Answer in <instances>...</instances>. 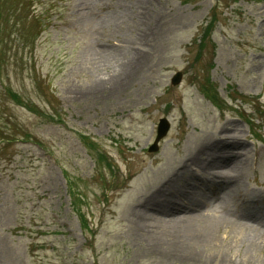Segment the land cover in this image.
<instances>
[{
  "label": "rangeland",
  "instance_id": "1",
  "mask_svg": "<svg viewBox=\"0 0 264 264\" xmlns=\"http://www.w3.org/2000/svg\"><path fill=\"white\" fill-rule=\"evenodd\" d=\"M11 7L28 15L11 0L0 12ZM35 8L47 10L44 31L36 23L22 41L13 36L19 50L0 49V264H257L233 227L220 235L229 263L203 249L199 231L158 235L153 206L170 181L214 172L241 179L195 205L201 212L186 223L201 216L235 229L244 212L264 213V0H40ZM128 47L123 75L115 53ZM161 119L170 130L151 152ZM214 151L229 160L204 169ZM183 197L171 199L189 207ZM245 223L264 237V215Z\"/></svg>",
  "mask_w": 264,
  "mask_h": 264
},
{
  "label": "bare ground",
  "instance_id": "2",
  "mask_svg": "<svg viewBox=\"0 0 264 264\" xmlns=\"http://www.w3.org/2000/svg\"><path fill=\"white\" fill-rule=\"evenodd\" d=\"M115 54L117 55V60L121 61L119 66L123 67L122 71H124V75L130 69L129 57L130 54H132V51L130 47H128L126 51H116ZM144 56V51H139L136 53V57L134 59L142 63ZM223 145H225V143H220L215 149H224ZM227 157L228 154L225 152L214 151L208 155L207 159L203 163V167L204 169L221 167L229 160ZM189 168L187 166L186 172L190 170ZM209 175L212 176V179L200 180L198 178L197 182L190 184H187L188 182H186L183 186L174 185V183L170 181L171 186L165 187L161 195V200H158L154 206L151 204L153 207H155L153 209L155 211L156 217L161 219L158 220V224H156L157 234H189L199 231L200 234L198 242H201L203 249H214L215 252L218 253L219 256L225 261V263H229L232 261L230 259L231 247L229 244L221 242L220 235L225 227H233L232 239L246 246V256L250 257L251 260L257 264H264V260L260 256L263 255L264 251V237L259 235H249L248 232L250 231V226H248V223H245L258 220L259 216L264 215L260 207L256 206L253 208V211L249 213L244 212V214H241L239 219L243 220L244 223L242 225H235V229L234 224L225 221H216L213 219L199 220L201 216H195L192 222L186 223V215H196L201 212L195 205L199 203L204 204L208 199L214 198L216 195L219 196L221 192H225V194L231 192V190L238 185L236 180L241 179V175L237 176V178L234 176H222L214 172H210ZM177 192L184 196L182 199L188 201L189 207L185 205L178 206V203L171 199V196L175 195ZM181 213H183V216L179 215ZM166 215H170L175 219L171 220V225L167 224L168 221L162 219V217Z\"/></svg>",
  "mask_w": 264,
  "mask_h": 264
},
{
  "label": "trees",
  "instance_id": "3",
  "mask_svg": "<svg viewBox=\"0 0 264 264\" xmlns=\"http://www.w3.org/2000/svg\"><path fill=\"white\" fill-rule=\"evenodd\" d=\"M13 3L18 4L21 6V8L26 9L28 11V15L24 12V15L22 12L18 11L17 9H13L11 7L10 11L6 12H0V49H6L9 47V49L12 51L13 49L15 51L19 50L17 47L13 48L12 46V38L14 36V39L20 40L23 39V37L27 34L30 33L29 29L30 26L32 27L33 25H41L44 27L47 25L43 21H47V10L42 12L41 14H35L38 12L36 10V4L40 0H11ZM63 2V0H61ZM6 2V0H0V3ZM57 7L56 9L61 11V7ZM36 30V29H35ZM206 33H210V29L206 30ZM36 35H40V32L37 29V32L35 33ZM37 38H35L33 41L35 42ZM3 61V56H0V67L4 65ZM8 94V98L13 102L18 105L23 106L24 108L32 110V112L38 114L39 112L35 110L33 105L31 103L26 102L23 100L21 97H19L16 93H13L11 91H6Z\"/></svg>",
  "mask_w": 264,
  "mask_h": 264
},
{
  "label": "water",
  "instance_id": "4",
  "mask_svg": "<svg viewBox=\"0 0 264 264\" xmlns=\"http://www.w3.org/2000/svg\"><path fill=\"white\" fill-rule=\"evenodd\" d=\"M181 81H182V74L178 73L172 79V85L177 86L181 83ZM169 130H170V125H169L168 121L166 119H161L159 126H158L156 140H155L153 146L150 148L151 152H157L158 151L159 142L167 136Z\"/></svg>",
  "mask_w": 264,
  "mask_h": 264
}]
</instances>
